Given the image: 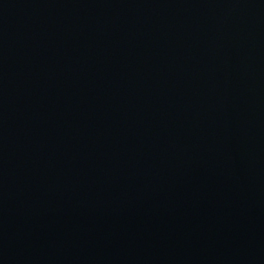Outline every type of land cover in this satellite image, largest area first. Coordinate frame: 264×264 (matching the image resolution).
Masks as SVG:
<instances>
[{"label": "water", "instance_id": "water-1", "mask_svg": "<svg viewBox=\"0 0 264 264\" xmlns=\"http://www.w3.org/2000/svg\"><path fill=\"white\" fill-rule=\"evenodd\" d=\"M0 264H264V0H0Z\"/></svg>", "mask_w": 264, "mask_h": 264}]
</instances>
